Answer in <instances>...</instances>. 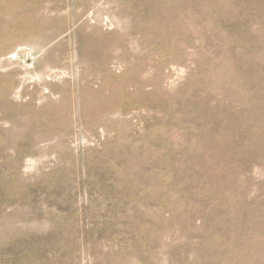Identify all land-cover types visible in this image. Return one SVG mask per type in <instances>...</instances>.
Returning a JSON list of instances; mask_svg holds the SVG:
<instances>
[{
	"label": "rangeland",
	"instance_id": "obj_1",
	"mask_svg": "<svg viewBox=\"0 0 264 264\" xmlns=\"http://www.w3.org/2000/svg\"><path fill=\"white\" fill-rule=\"evenodd\" d=\"M0 264H264V0H0Z\"/></svg>",
	"mask_w": 264,
	"mask_h": 264
}]
</instances>
